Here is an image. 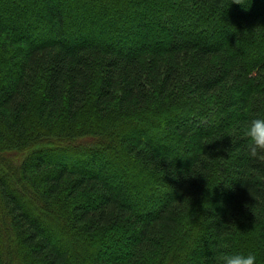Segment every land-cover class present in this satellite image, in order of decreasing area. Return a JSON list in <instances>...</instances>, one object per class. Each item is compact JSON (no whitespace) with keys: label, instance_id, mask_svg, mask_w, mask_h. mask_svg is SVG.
<instances>
[{"label":"trees","instance_id":"1","mask_svg":"<svg viewBox=\"0 0 264 264\" xmlns=\"http://www.w3.org/2000/svg\"><path fill=\"white\" fill-rule=\"evenodd\" d=\"M247 2L0 0V264H264Z\"/></svg>","mask_w":264,"mask_h":264},{"label":"clouds","instance_id":"2","mask_svg":"<svg viewBox=\"0 0 264 264\" xmlns=\"http://www.w3.org/2000/svg\"><path fill=\"white\" fill-rule=\"evenodd\" d=\"M236 2L243 4L245 8L248 7L247 0H236ZM246 4L247 6H245ZM233 132L235 135L244 139L245 143L243 144L242 151L249 159L253 161H264V114L251 117L227 134L230 135L232 139ZM211 141L207 143H210ZM205 156L209 158L208 155ZM189 174L193 176L196 174H203L205 176L203 171H193L192 169L191 173H185L186 176ZM173 175H175L174 172ZM241 180L249 184L247 174L242 177ZM223 247L224 246L221 245L218 250L214 251L216 264H258V256L256 252L241 250L225 251L223 250Z\"/></svg>","mask_w":264,"mask_h":264},{"label":"rangeland","instance_id":"3","mask_svg":"<svg viewBox=\"0 0 264 264\" xmlns=\"http://www.w3.org/2000/svg\"><path fill=\"white\" fill-rule=\"evenodd\" d=\"M249 5L251 4V2L250 3H248ZM230 21V20H229Z\"/></svg>","mask_w":264,"mask_h":264}]
</instances>
